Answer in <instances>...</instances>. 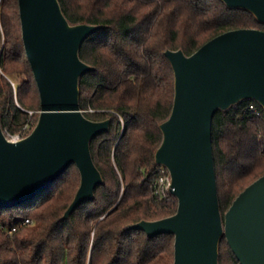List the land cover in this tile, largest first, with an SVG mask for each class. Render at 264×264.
Instances as JSON below:
<instances>
[{"label": "trees", "instance_id": "16d2710c", "mask_svg": "<svg viewBox=\"0 0 264 264\" xmlns=\"http://www.w3.org/2000/svg\"><path fill=\"white\" fill-rule=\"evenodd\" d=\"M70 23L100 24L82 43L80 57L93 66L80 77V105L93 120L110 118L91 150L104 182L95 198L69 217L81 183L75 162L45 191L0 207V226L28 217L13 235L0 227V264H173L175 235L149 236L130 225L174 214L178 199L158 201L151 191L160 124L172 111L175 73L167 49L195 52L211 38L264 23L224 0H59ZM254 102L257 116L247 109ZM41 95L25 48L19 0H0V114L3 129L27 135L37 124ZM30 127V131L24 129ZM28 131V132H27ZM27 132V133H25ZM223 216L235 198L264 174V107L245 98L217 109L212 124ZM220 264H241L224 235Z\"/></svg>", "mask_w": 264, "mask_h": 264}, {"label": "water", "instance_id": "95a60500", "mask_svg": "<svg viewBox=\"0 0 264 264\" xmlns=\"http://www.w3.org/2000/svg\"><path fill=\"white\" fill-rule=\"evenodd\" d=\"M252 11L264 23V0H224ZM25 48L41 95L33 130L9 139L0 114V207L27 202L45 191L75 162L81 173L67 218L95 198L104 182L91 140L108 131L110 118L93 120L80 105V77L93 66L80 57L84 40L100 24H72L59 0H19ZM175 73L170 116L160 127L155 158L168 167L177 211L130 225L149 236L175 235L173 264H220L225 235L241 264H264V174L235 198L223 216L220 207L212 124L217 109L245 98L264 107V30L236 28L211 38L195 52L167 49Z\"/></svg>", "mask_w": 264, "mask_h": 264}, {"label": "built area", "instance_id": "2783aa9c", "mask_svg": "<svg viewBox=\"0 0 264 264\" xmlns=\"http://www.w3.org/2000/svg\"><path fill=\"white\" fill-rule=\"evenodd\" d=\"M247 109L253 112L257 116L261 117L263 115L261 109L254 102L249 103L247 105ZM26 128L27 126L24 127V129ZM8 134L12 136V138H9L11 140H19L25 137V135L22 133L13 134V135L10 133ZM155 173H156L155 178L151 184V191L154 197L158 201H168V200H171L173 197H176V195H174L171 190L172 189V177H171V173L168 167L164 164H160L156 168ZM31 222H32V219L26 217L22 219L18 224L13 225L11 227L6 228L3 225H1L0 227L3 228L8 235H13L22 225H26Z\"/></svg>", "mask_w": 264, "mask_h": 264}, {"label": "rangeland", "instance_id": "374dc122", "mask_svg": "<svg viewBox=\"0 0 264 264\" xmlns=\"http://www.w3.org/2000/svg\"><path fill=\"white\" fill-rule=\"evenodd\" d=\"M26 130L30 131V127H29V125L27 126ZM32 130H33V129H32ZM32 130H31V131H32ZM4 131H5V130H4ZM28 131H27V132H28ZM31 131H30V132H31ZM27 132H25V133H27ZM30 132H29V133H30ZM29 133H28V134H29ZM5 134H6V136H7L8 138H12V136L9 135L6 131H5ZM28 134H27V135H28ZM24 135H25V134H24ZM25 136H26V135H25Z\"/></svg>", "mask_w": 264, "mask_h": 264}]
</instances>
